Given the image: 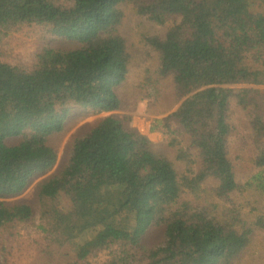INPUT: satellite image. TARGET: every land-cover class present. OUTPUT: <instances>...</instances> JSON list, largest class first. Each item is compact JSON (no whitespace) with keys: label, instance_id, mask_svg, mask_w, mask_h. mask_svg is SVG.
Here are the masks:
<instances>
[{"label":"trees","instance_id":"16d2710c","mask_svg":"<svg viewBox=\"0 0 264 264\" xmlns=\"http://www.w3.org/2000/svg\"><path fill=\"white\" fill-rule=\"evenodd\" d=\"M123 3L166 27L145 34L158 63L140 86L154 95L155 83L172 75L179 105L152 129L183 169L110 113L72 137L67 162L40 180L38 213L31 200L3 199L55 163L50 138L68 114L121 106L117 86L132 58L115 31ZM22 25L80 43H44L29 65L4 60L5 39ZM233 118L245 120L255 148V172L244 183L231 158ZM209 178L217 181L206 187ZM263 182L264 0H0V249L31 234L19 224L39 234L36 258L7 264H237L264 228ZM153 226L163 232L148 243Z\"/></svg>","mask_w":264,"mask_h":264},{"label":"rangeland","instance_id":"374dc122","mask_svg":"<svg viewBox=\"0 0 264 264\" xmlns=\"http://www.w3.org/2000/svg\"><path fill=\"white\" fill-rule=\"evenodd\" d=\"M120 7L124 9V18L117 25L115 31L117 30L125 37L127 48L132 55L131 70L126 79L117 86L122 99L121 106L111 111H100L97 109L92 111V109L86 108L78 111V113L68 114L63 121L64 130L56 132L50 138V142L57 150L55 163L47 170L35 174L20 192L7 195L3 199L12 201L31 200L35 204V213H38L39 208L37 207L39 204L36 191L40 180L57 172L67 162L72 137L82 133L92 126L94 122L110 113L117 114L118 117L122 118L125 126L147 134L159 151L166 153L179 169H183V163L175 160V148L165 141L160 130L152 129V126L156 124L154 122H158L157 119L164 118L179 105V101L175 97L172 75L160 78L155 83L157 90L154 95H145L140 86V81L145 76V69L150 67L153 70L158 63L157 52L152 50L144 41L145 34H165L166 27L138 14L132 4L123 3ZM42 33H44V29L41 26L28 28L27 25H22L19 29L12 31L2 45V58L12 63H26L29 65L35 57V50L44 43L66 48L74 47L80 43L77 37H59L51 35V33ZM144 88L150 89L149 85H145ZM235 116H239V114L234 111ZM232 122L237 127L229 136L231 158L236 163L234 167L236 180L244 183L255 172L253 163L255 148L251 137L248 135L249 131L242 124L245 120L238 121L233 118ZM173 124L175 125L176 121ZM159 125L161 126V124ZM159 125L157 124V126ZM17 137L19 136L9 137L8 141H13ZM216 181L215 178H209L204 182V185L208 187L207 185ZM255 191L245 186L247 198L255 196ZM232 192L234 193L235 191ZM236 193L240 202L246 200L239 190ZM59 201L65 202V198L62 197ZM258 204L262 206L264 211V195L259 198ZM24 226L30 229L27 231L31 234L24 235V237H22L23 235H20V237L12 236L6 242V247L0 249V259L5 260L6 264L8 262L28 263L39 255V249H36L38 243L34 242L39 237L36 232L37 229L28 224H19L23 231ZM162 232L163 228H154L153 226V228L148 230L145 240L148 243L159 241ZM251 242L255 244L253 253L248 254L246 258H241L237 264H264V228H256L254 230ZM100 258H102L104 263L111 260V257L107 254H102Z\"/></svg>","mask_w":264,"mask_h":264}]
</instances>
